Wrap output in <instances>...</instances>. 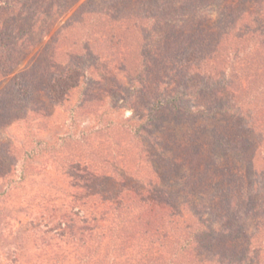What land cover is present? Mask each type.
I'll return each mask as SVG.
<instances>
[{
    "label": "rangeland",
    "instance_id": "obj_1",
    "mask_svg": "<svg viewBox=\"0 0 264 264\" xmlns=\"http://www.w3.org/2000/svg\"><path fill=\"white\" fill-rule=\"evenodd\" d=\"M4 1L14 6L0 4V264L163 263L170 254L151 227L137 221V202L126 201L124 210L111 198L152 190L149 195L164 201L165 191L177 202L192 195L221 208L212 199L215 188L199 179L203 164L193 168L180 160L192 170L190 179L165 167L164 158L182 159L186 133L215 126L203 118L194 125L151 120L164 89L165 37L180 39L202 27L217 40L219 11L231 6L232 15L249 14L254 2L188 0L206 16L189 17L175 32L156 29L152 60L149 52L144 58L143 37L132 27L141 0ZM168 2L181 7L186 0ZM97 11L107 16L97 19ZM73 68L85 77L57 104L48 86ZM191 108L207 112L202 104ZM257 225L249 221L250 239ZM111 229H120L122 238L114 241Z\"/></svg>",
    "mask_w": 264,
    "mask_h": 264
},
{
    "label": "trees",
    "instance_id": "obj_2",
    "mask_svg": "<svg viewBox=\"0 0 264 264\" xmlns=\"http://www.w3.org/2000/svg\"><path fill=\"white\" fill-rule=\"evenodd\" d=\"M250 1L255 9L249 14L232 15L231 6L219 11L217 40L216 33L202 27L182 34L180 39L174 34L172 39L165 37L160 82L164 89L150 112L155 124L161 116L171 118L176 125H194L198 118L212 121L215 126L211 131L184 135L187 146L182 159L164 160L170 174L189 179L192 170L182 162L190 161L193 168L203 164L199 179H206L215 188L213 202H220L224 209L217 211L194 201L192 195L177 202L165 191L161 192L162 201L149 195L152 190L133 193L129 189L116 201H109L122 204L124 210L128 209L126 201L129 205L137 202L141 211L137 221L149 225L152 236L158 237L170 254L161 264H264V0ZM0 4L14 6L4 0ZM139 5L138 19L131 26L143 37L140 50L146 52L144 58L150 53L152 60L157 58L149 49L156 29L171 28L175 32L174 25L188 24L189 17L206 16L202 5L194 6L188 0L181 7H174L168 0H141ZM104 15V11L94 13L97 19ZM0 40L4 44V37ZM85 73L73 68L57 76L48 86L52 100L63 103ZM194 104L206 106L207 112L192 110ZM141 131L138 127L137 132ZM209 132L212 135L206 137ZM252 219L258 225L250 239L246 228ZM96 220L97 216L93 218ZM110 233L114 241L122 238L120 229H111ZM236 242L245 245L229 248Z\"/></svg>",
    "mask_w": 264,
    "mask_h": 264
}]
</instances>
